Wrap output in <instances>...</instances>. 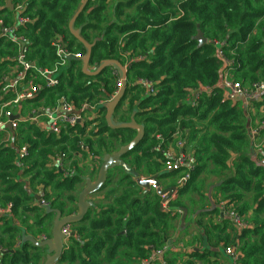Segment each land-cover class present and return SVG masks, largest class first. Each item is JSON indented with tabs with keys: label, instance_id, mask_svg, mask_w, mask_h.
Returning a JSON list of instances; mask_svg holds the SVG:
<instances>
[{
	"label": "trees",
	"instance_id": "obj_1",
	"mask_svg": "<svg viewBox=\"0 0 264 264\" xmlns=\"http://www.w3.org/2000/svg\"><path fill=\"white\" fill-rule=\"evenodd\" d=\"M9 1L14 10L9 8ZM82 2L0 0V30L14 24L15 9L22 5L24 11L19 15L32 21L19 28L30 42L28 58L41 69L52 68L58 62L52 47L57 36L63 35L73 51L86 54L68 29ZM75 28L88 43L96 41L90 62L93 69L111 59L123 65L128 62V87L113 119L127 123L136 113V121L145 126L143 141L123 158L129 167L139 175H160L163 167L156 151L158 136L169 142L181 131L184 151L195 159V168L166 212L160 209L162 199L157 193H144L132 176L120 168H110L102 189L109 187L105 196L108 205L89 210L80 224L71 226L72 236L58 264H140L153 250L168 243L172 222L179 211L187 210L181 197L196 192L205 198V176L219 178L212 187L221 196L222 205H233L251 225L234 239L240 241L236 245L239 264H264V166L260 164L264 154L253 160L249 153L251 107L228 97L220 86L230 68L232 80L244 87L264 82V0H90ZM199 31L207 39L201 48L195 40ZM16 53L13 43L0 39V104L16 96L1 92L3 78L15 76ZM119 76L107 68L99 76L88 77L83 73L82 60L73 59L60 69L58 87L45 88L37 80L42 86L40 94L21 106L24 111L28 104L34 109L51 108L65 96L78 107L96 106L94 120L60 136L46 134L32 122L19 124L14 136L0 130V208L12 206L9 214L0 217V264H43L46 250L25 237L50 238L54 209L65 217L76 212L70 203H77L78 196L70 197L67 204L64 193L52 192L70 191L84 182L77 162L68 167L75 154L84 153L80 144L84 142L89 155L102 164L106 155L135 138L136 131L111 130L106 123L105 106L118 91ZM137 81L152 83L153 92ZM197 91L200 94L192 102ZM251 104L264 106V94ZM263 123L264 116L256 127L259 139L264 138ZM25 146L29 156L20 160L19 150ZM62 155L64 165L59 167ZM69 169L75 174L68 175ZM117 171L122 175L112 187ZM173 175L168 172L163 176ZM41 193L49 207L36 200ZM248 193H252L249 199ZM250 211L248 220L245 214ZM197 224L210 235L205 223L197 220ZM248 235L250 240H246ZM213 237L217 243L222 240ZM225 242V246L230 245ZM192 256L201 261L206 257ZM163 261L170 264L166 254Z\"/></svg>",
	"mask_w": 264,
	"mask_h": 264
},
{
	"label": "built area",
	"instance_id": "obj_2",
	"mask_svg": "<svg viewBox=\"0 0 264 264\" xmlns=\"http://www.w3.org/2000/svg\"><path fill=\"white\" fill-rule=\"evenodd\" d=\"M24 11V7L19 5L16 8V13L18 15L17 20L12 26H2L0 30V39L5 38L9 42L13 43L17 49L16 58V72L14 77L6 76L2 80L3 94H8L14 92L16 94L14 99L8 100L5 103L0 104V130H7V125L11 123V127L14 132H16L19 124L22 122H32L38 126L42 132L46 134H53L60 136L63 131H68L69 129H75L77 126L83 125L92 114L96 113V106L90 104H83L80 107L72 103L67 97L61 96L56 103L51 108L41 107L39 109H34L30 112V115L23 118L19 116L18 120L11 122V117L15 116L18 109L21 107L23 101L33 100L40 94L42 86L37 84V80L43 83L45 88L53 89L59 86V73L60 69L67 66V63L71 59L82 60L83 55L81 53L73 51L69 43L65 40L63 35L57 36L52 41V47L58 58L57 64L52 68L41 69L37 65L31 62L28 58L31 46L29 40L19 33V28L27 24L32 23L29 17H21L19 14ZM222 56V52H219ZM229 66L232 64L229 62ZM231 68L226 70L220 86L226 90L228 97L241 99L245 105H249L253 100L259 99L264 94V82L255 83L249 87L242 86L239 82H235L231 78ZM113 74L117 77L119 73L117 70H113ZM136 83H142L149 91L153 92V85L148 81H137ZM122 80L118 77L117 87L118 91L121 88ZM117 91V92H118ZM115 93V95L117 94ZM200 94V91L194 93L191 101L194 102ZM115 97V96H114ZM20 113V111H19ZM264 127V123H263ZM252 135H257L255 130ZM174 138L178 139V147L181 152L172 159L171 156H167L165 161V170L167 172H178L184 171V175L177 180L179 187H184L190 180L191 172L195 168V159L184 151V143L182 140V132L177 131ZM80 148L86 149L84 144H80ZM29 156L28 148L22 147L19 150L20 160H25ZM65 155H62L59 162V167H63ZM260 164L264 166V159L260 161ZM67 174L72 176L75 174L74 170H67ZM156 190L155 186L151 187ZM40 205L44 207H49V202L44 198V193L39 194ZM12 206L8 205L6 208H0V217L10 213ZM224 215L230 220V222L239 230L243 231L251 227V225L242 219L234 210L222 205ZM64 234L67 236H72L71 227H66L64 229ZM45 238H43L44 240ZM173 247L170 244L164 245L162 248L155 249L151 252L150 256L142 261L140 264H165L163 261L164 255L168 251H172ZM3 250L0 248V253ZM226 256L230 257L232 264H239V252L235 247H226L224 249Z\"/></svg>",
	"mask_w": 264,
	"mask_h": 264
},
{
	"label": "crops",
	"instance_id": "obj_3",
	"mask_svg": "<svg viewBox=\"0 0 264 264\" xmlns=\"http://www.w3.org/2000/svg\"><path fill=\"white\" fill-rule=\"evenodd\" d=\"M12 5V4H11ZM13 6V5H12ZM14 10V6H13ZM16 12V9H15ZM18 15L16 14L14 17V20H17ZM15 23V22H14ZM73 60V59H71ZM69 60V61H71ZM68 61V62H69ZM125 66L128 69V62L125 64ZM91 69V67H90ZM115 68L112 69V71ZM116 70V69H115ZM118 72V71H117ZM119 73V72H118ZM120 77V76H119ZM223 79V77H222ZM221 79V81H222ZM220 81V83H221ZM128 82V80H127ZM133 86L134 84L131 83ZM194 96V95H193ZM234 99V98H232ZM238 99V98H236ZM258 100V99H257ZM248 107H251V113H252V124L250 126V131L249 133L251 134L250 141H251V148H250V156L253 160L258 158V155L261 154L263 155L264 152L262 149H264V138H257V135H252V133L256 130V127L259 125L260 118L264 116V106L260 107H255L251 103L248 105ZM34 110V109H32ZM31 110V111H32ZM20 111V113H19ZM30 111V112H31ZM30 112L25 115V111L23 110V107L21 106L18 111L16 112L15 116H20V117H27L30 115ZM23 113V115H22ZM96 113L92 114L91 117L88 118V120H94L96 118ZM9 134L11 136H14L9 130ZM16 133V132H14ZM159 139V144L156 148V151L159 155H161V163H162V173H168L165 170V161L167 160V156H171L172 159L177 157V155L181 152V149L178 147V142L179 140L174 138L172 141H165L162 139L161 136H158ZM84 144V142H83ZM86 149L80 148L81 151L84 153L82 154H75L74 159H82L85 161L87 164L81 169V165L78 163L79 169L82 171V180L84 181L83 183L81 182L82 186L79 187L77 190V195L79 197V194L81 191L85 188L86 185V180L89 178L91 179L92 182H95L97 179L98 171L100 168L101 163L94 159L92 154L89 155V149L88 147L84 144ZM263 147V148H262ZM263 152V153H262ZM111 155V154H110ZM235 159V156L233 157ZM259 162V160H258ZM69 164V161H68ZM129 166V165H128ZM84 171V172H83ZM77 173V172H76ZM85 173V174H84ZM120 173V172H119ZM122 173L124 171L122 170ZM178 172L173 173V177L166 178L164 176L159 178L160 184L162 189H168L171 187H177L179 190H181V187L178 186L177 180L184 175V171H180L179 174ZM117 174V175H116ZM160 174V175H161ZM140 178L142 179H148L153 176H145V175H139ZM164 177V178H163ZM114 184H112V187H115V184L119 181L121 178L118 175V171L115 173L114 176ZM207 178V182L205 187L203 188L202 194L205 196V198H200L199 194L194 192L192 194L191 200L194 201L191 202L190 200V205L191 209L186 208L187 210L185 211H179V214L181 216V219L179 220L178 228L175 230L174 227H172L169 230V240L168 244H170L173 247L172 251H168L166 253V259L170 264H183L187 263L188 261H191L195 264H232V260L230 257L226 256L224 253V249L226 247H235L236 250L237 246L240 244V241L235 240L236 237H239L242 235V231H239L231 222L230 220L224 215L223 209H222V203L220 202L221 196L215 192L213 189L212 185L217 184L219 182V178ZM135 180V179H134ZM136 181V180H135ZM142 188V187H141ZM144 193L146 192H156V190H153L152 188L148 191L144 188H142ZM76 190V189H75ZM109 190L108 188H105L104 190L100 191L97 194H94L92 196L88 197V201L93 203L91 211H93L97 206H105L108 205L107 200H105V196L107 191ZM179 190L177 194H175L172 199L164 204L165 211H168V205L171 201L177 200L179 198ZM39 195V194H37ZM252 193H248V199L251 197ZM162 199V198H161ZM78 202V200H77ZM162 204V202H161ZM233 206V205H232ZM232 206H227L228 208H232ZM70 208L71 209H76V212L71 214L74 215L77 213V203H70ZM190 215V217L188 216ZM203 214V216H201ZM245 218L250 220V217L252 216V211L249 213L245 214ZM65 217V216H64ZM189 217L190 219L188 220ZM200 219V220H199ZM202 219V220H201ZM197 220L205 223L209 227L208 235L205 230H202L198 224ZM225 221V223H224ZM248 222V221H247ZM249 223V222H248ZM214 226H216L214 228ZM72 229V228H71ZM213 236H220L222 237V240L220 242H216V239L213 237L211 238V235ZM44 237L42 238H36L37 241H42ZM250 238V235L246 236V240ZM227 240L230 245L225 246ZM250 240V239H249ZM68 242L66 241V244ZM197 253L199 256L206 255L204 260H198L197 257H193L192 254ZM47 254V251L45 252V256ZM240 260V256H239ZM45 262V259L43 261V264ZM165 263V262H164ZM166 264V263H165Z\"/></svg>",
	"mask_w": 264,
	"mask_h": 264
},
{
	"label": "water",
	"instance_id": "obj_4",
	"mask_svg": "<svg viewBox=\"0 0 264 264\" xmlns=\"http://www.w3.org/2000/svg\"><path fill=\"white\" fill-rule=\"evenodd\" d=\"M90 0H83L82 4L80 5L79 9L76 11L74 16L72 17L69 23V32L70 34L86 49V54L82 59V70L83 73L88 77H96L101 75L107 68L114 67L119 73L122 80V85L115 97L109 101L105 108H106V123L109 129L111 130H134L136 131L135 138L127 145L120 148L118 151L114 152L111 155H106L103 159L102 164L100 165L97 179L95 182H92L91 179L86 180L85 188L81 191L78 197L77 202V213L71 216L64 217L60 210L54 209L53 212L55 213V219L53 222L51 237L44 239L42 241H37L33 237H25V240L32 242L39 248L45 249L47 254L45 256L44 264H58L62 258L64 248L66 245V241L70 239L71 236H67L64 234V229L66 227H71L73 225L80 224L85 217L87 216L90 209L93 207V203L88 201V197L94 194L99 193L106 182L107 173L110 168H120L124 171L125 174L132 176L138 186L150 190L152 186L156 187L157 195L162 198V204L160 206L161 211H165L164 204L169 202L172 197L177 194L178 188L171 187L168 189H162L159 178L162 177L164 174L156 175L150 177L148 179L140 178L139 174L130 168L128 164L124 161V157L132 152L144 139L145 137V126L139 124L135 119V114H132L130 121L127 123H115L113 119L114 112L122 99L125 96V92L128 87L127 82V73L128 69L125 65L121 62L111 59L105 61L101 64L95 71L89 70L90 62L92 59V52L96 46V41L93 43H88L85 39L81 36V30H77L75 28V23L80 15L85 11L86 7L88 6ZM8 6L11 10H13V6L11 2H8ZM195 40L198 42L199 48L207 43V39L203 35L201 31L195 36ZM19 116L11 117V122L18 120ZM8 130L15 135L11 123L7 125ZM175 173V172H172ZM36 200L40 204V197L39 195L35 196Z\"/></svg>",
	"mask_w": 264,
	"mask_h": 264
},
{
	"label": "rangeland",
	"instance_id": "obj_5",
	"mask_svg": "<svg viewBox=\"0 0 264 264\" xmlns=\"http://www.w3.org/2000/svg\"><path fill=\"white\" fill-rule=\"evenodd\" d=\"M114 67H111V70L113 69ZM89 70H91V71H95L96 69H93L92 67H91V69H90V66H89ZM35 107L33 106V104H28V105H26L25 106V112H27L28 110H32V109H34ZM32 112V111H31ZM85 144V143H84ZM74 162H77V163H79L82 167H81V169L87 164L85 161H83L82 159H72L71 161H69V164H68V167H70L71 168V165H72V163H74ZM84 172V171H83ZM80 173H82V171L80 170ZM180 173V171H178V173L177 174H179ZM85 174V173H84ZM117 175V174H116ZM118 175L121 177V175H122V173L120 172H118ZM114 176H115V174H114ZM82 186V184H81V182L80 183H77L74 187H75V189H72V190H70V191H68V190H61L60 192H55V191H53L52 192V195H55V194H61V193H64V199H63V201H65L67 204H69L70 202L68 201V199L70 198V197H75L76 195H77V190L79 189V187H81ZM34 192V194H36V193H38V191H33ZM40 193V192H39ZM191 197H192V194L191 193H187V194H185V195H183L182 197H181V203L186 207V208H189L190 210H192L191 209V203H190V200H191ZM188 216L190 217V215L188 214ZM263 216V215H262ZM189 217H187L188 218V220L190 219ZM264 217V216H263ZM181 219V216H180V214H179V216H178V218H176L173 222H172V225H171V227H174L175 228V230L178 228V224H179V220Z\"/></svg>",
	"mask_w": 264,
	"mask_h": 264
}]
</instances>
